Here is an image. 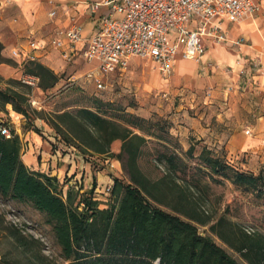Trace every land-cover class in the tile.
I'll return each mask as SVG.
<instances>
[{
  "label": "rangeland",
  "instance_id": "obj_1",
  "mask_svg": "<svg viewBox=\"0 0 264 264\" xmlns=\"http://www.w3.org/2000/svg\"><path fill=\"white\" fill-rule=\"evenodd\" d=\"M5 60L7 64L19 67L14 61L17 58L12 55ZM19 69L24 73V65ZM95 70L96 63H87L84 59L67 63L65 72L57 75L59 81L55 87L45 90L23 83L20 74L2 77L1 87H14L29 100V117L13 109V112L7 111L10 108L7 106L0 112V120L17 130L25 147L23 154L30 152L33 137L40 138L41 147L33 153L35 171L56 177L63 187L64 197L68 188H82L81 193L93 191L100 208H108L112 196L106 191L107 187L113 184L114 178L128 181L129 176L122 161L118 160V170L113 167L116 156L122 151L120 140L110 145V153L100 154L92 150L105 147V144L104 141L97 142L96 133H92L93 137L88 135L85 126L91 132L94 130L79 111L100 110L106 118L146 138L137 166L149 180L165 179L166 196H161L163 203L151 201L154 206L180 218L239 264H261L257 263L254 253L244 255L246 251L240 252L237 248L241 246L243 233L254 236V241L264 246V196L259 197L230 179L212 175L202 162L201 154L203 148L218 153L226 157L236 170L254 175L264 174V164L259 161L262 155L252 158L240 151L227 157L228 151L224 148L227 140L213 147L204 144L205 137L201 135L196 139L180 133V129L192 132V122L198 123L200 129H211L212 123L207 116L213 111L202 95L177 93L175 89L184 88V85L176 84L173 75L169 85L163 82L153 62L135 59L124 76L102 77L105 89H99L94 79L87 78ZM64 114L76 117L84 127L76 125ZM190 147L193 150L188 153ZM172 154L178 156L174 169L167 161ZM82 159L85 168L74 170L71 168L74 163L68 165L73 160L79 166ZM90 172L92 176H89ZM99 173L107 176H97ZM221 219L223 223L215 225ZM212 226L215 228L211 229ZM14 231L31 236L40 243L32 242L26 252L12 239ZM39 253L44 257L36 260ZM2 258L9 264H69L64 260L45 216L30 203L0 195V261Z\"/></svg>",
  "mask_w": 264,
  "mask_h": 264
},
{
  "label": "trees",
  "instance_id": "obj_2",
  "mask_svg": "<svg viewBox=\"0 0 264 264\" xmlns=\"http://www.w3.org/2000/svg\"><path fill=\"white\" fill-rule=\"evenodd\" d=\"M4 46L0 42V64L6 63ZM23 75L38 79L37 86L51 89L59 77L38 61L24 64ZM3 78L0 76V84ZM12 83H15L12 81ZM12 109L26 117L30 116L29 100L14 87L0 85V111ZM79 114L91 125L88 135L104 141L105 147L92 149L106 154L110 145L120 140L122 151L116 156L123 162L129 180L114 178L109 190L112 202L108 208H100L93 191L81 193L82 188L63 187L56 177L29 169L22 160L23 143L14 127L11 137L0 132V195L3 198L30 203L44 215L51 225L63 258L69 264H239L224 254L209 238L197 234L180 218L154 206L151 201L163 203L165 179L149 180L137 166L142 147L147 142L142 135L106 118L100 110L81 109ZM76 125L84 127L76 117ZM193 150L190 147L188 153ZM113 155V154H112ZM113 157V156H112ZM177 154L167 161L175 168ZM201 160L214 176L230 179L234 184L247 188L259 197L264 196V174L258 175L236 170L224 156L203 148ZM166 196V195H164ZM162 196V197H164ZM219 220L215 225L223 223ZM212 226L211 229H214ZM12 239L26 252L30 244L40 243L31 236L18 231ZM254 236L243 233L238 251L254 253L257 263L264 264V246L254 241ZM248 253V254H247ZM44 255L35 256L38 260ZM34 259V260H35ZM36 259V260H37ZM0 264H9L2 258Z\"/></svg>",
  "mask_w": 264,
  "mask_h": 264
},
{
  "label": "crops",
  "instance_id": "obj_3",
  "mask_svg": "<svg viewBox=\"0 0 264 264\" xmlns=\"http://www.w3.org/2000/svg\"><path fill=\"white\" fill-rule=\"evenodd\" d=\"M54 1L57 3V14L56 17H51ZM258 1L262 10L256 17L238 23L224 20L230 39L244 37L246 45L235 48L229 43L213 45L208 42L200 63L179 57L172 75L176 84L184 85V88L175 89L177 93L200 94L213 111L211 116H207L210 117V124L212 123L211 129H200L198 123L192 122V132L180 129V133L187 138L196 139H200L201 135L205 137L203 143L213 147L227 140L224 147L228 151L227 157L240 151L248 153L252 158L259 154L262 155L259 161L264 164V0ZM100 13L91 15L88 0H0V42L4 46L3 56L9 58L13 51L21 54L14 60L19 65L18 68L7 63L0 64V76L9 78L20 74L23 77L19 68L30 60L40 62L56 75L65 72L67 63L70 62L63 58L59 50L49 46V41L58 29L70 27L72 17L81 26L83 38L91 37L97 31ZM32 40L46 46L32 50L29 47ZM85 47V43L77 45L72 62L83 59ZM114 75L116 74L107 75L106 78ZM170 79L171 77L162 76V81L167 85L170 84ZM193 85L196 89L192 88ZM8 107L7 111L13 112L11 106ZM246 130H250L251 135H246ZM39 140L38 136L32 138L29 153L23 154L24 145L22 150L24 164L34 171L36 160L33 153L41 147ZM71 163H74L71 166L74 170L77 167L85 168L83 159L79 161V166L73 160L68 165ZM113 167L119 169L118 160L114 161ZM89 176H92L91 172ZM97 176L107 175L99 173Z\"/></svg>",
  "mask_w": 264,
  "mask_h": 264
},
{
  "label": "built area",
  "instance_id": "obj_4",
  "mask_svg": "<svg viewBox=\"0 0 264 264\" xmlns=\"http://www.w3.org/2000/svg\"><path fill=\"white\" fill-rule=\"evenodd\" d=\"M88 4L92 16L101 12L95 34L83 38L81 26L72 17L70 27L58 29L49 46L72 62L77 45L85 43L83 59L96 63V70L87 78L94 79L99 89H105L102 77L125 74L135 58L153 62L158 72L169 78L179 57L200 63L208 42L240 48L247 44L246 39H230L224 20L238 23L256 17L262 10L258 0H88ZM56 14L54 1L50 16ZM45 46L37 40L29 43L32 50ZM12 56L19 58L21 54L13 51ZM22 81L30 86L38 83L36 77L27 75ZM12 127L0 120V132L7 138ZM245 134L251 135V131Z\"/></svg>",
  "mask_w": 264,
  "mask_h": 264
}]
</instances>
